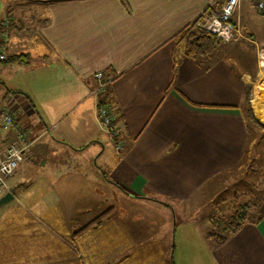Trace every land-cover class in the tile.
I'll use <instances>...</instances> for the list:
<instances>
[{"label": "crops", "instance_id": "0c3cea01", "mask_svg": "<svg viewBox=\"0 0 264 264\" xmlns=\"http://www.w3.org/2000/svg\"><path fill=\"white\" fill-rule=\"evenodd\" d=\"M14 1L0 0L4 60L21 61L0 60V111L29 143L7 185L20 224L47 238L40 246L33 239L32 256L49 264H264V140L250 151L264 129L253 111L245 116L260 67L241 59L259 49L244 29L250 3L242 1L237 18L251 42L190 59L174 36L223 0H46L45 20L32 28L16 19ZM100 105L119 150L99 124ZM14 143L0 122V157ZM239 205L247 218L214 247L206 238L213 222ZM186 241L191 249L178 245Z\"/></svg>", "mask_w": 264, "mask_h": 264}, {"label": "rangeland", "instance_id": "374dc122", "mask_svg": "<svg viewBox=\"0 0 264 264\" xmlns=\"http://www.w3.org/2000/svg\"><path fill=\"white\" fill-rule=\"evenodd\" d=\"M7 1H10V0H7ZM49 1H52V0H49ZM224 1L225 0H223L222 4L220 3L221 6L224 5L225 3ZM45 3H47L46 0H15L12 3L11 9L14 11L15 16H17L16 19L18 21H23L25 23L24 24L25 27L32 28V27L41 25L42 24L41 22L45 20L44 13H43ZM216 9L217 8H214V10ZM248 14L249 15L245 16L243 20L244 27H245L244 29L255 35L256 37L255 40L257 41L258 48L264 50V14L257 13L254 9L249 10ZM234 17H235V22L238 25V29H240L239 20L237 18V15ZM13 19L14 17H9L10 23H12ZM240 34H242L241 31H240ZM246 40L248 39L246 38ZM231 43L232 42H230V44ZM226 44L228 45L229 43H226ZM255 52H256L255 50H253V52L252 51L247 52L245 55L241 57V59L245 61L244 58H247V61L245 62L251 65L253 63L255 68L257 65L260 67L258 68L259 78H260L259 83H256L257 87L254 91L252 103L249 104V107H250L249 110L253 111L256 119L259 121L258 122L256 120L260 125V127H256V129L257 128L264 129V57H261L260 55L258 56V53H255ZM229 53H231V51ZM263 53L264 51L262 52V54ZM9 179H7L5 182L7 186V192L5 194L9 193V190H8L9 188L7 185V181ZM238 190L240 191L242 189L238 188ZM4 195L0 196V198L3 197ZM231 198L228 200V204H231V205L238 204L237 203L238 201L236 202V200L234 199L231 200ZM227 208H228V205L225 202L222 210L227 209ZM18 214H19V211L14 206V202L12 203L9 202L7 204L5 203L0 206V264H49L50 261L48 259L34 257L32 256L33 252L28 251L30 250V244H34L35 241H37V246H40V244H43L46 242L47 238L43 237V235H40L38 238H33L31 235H29L28 227H24L23 225L20 224L21 221H19V219H23V218H21ZM223 216L226 217V214L222 215V217ZM17 223H19V225ZM33 239L35 241H33ZM47 244L48 245L51 244V241H49ZM129 244L134 251L143 253V251L139 249L140 247H142V246H139V244L141 243H136V242L130 243L129 242ZM178 245L183 246L184 249L192 248V247L191 248L189 247L191 246V244L188 241H186L185 243L178 242ZM125 260L127 261V264H141V263L144 264V261L154 260V259L134 258V259H125ZM179 260L182 264L191 263V260L189 258H182V259L179 257L175 258V262H178ZM203 260L204 259H198V263L200 264V262H202ZM76 262L79 263V260Z\"/></svg>", "mask_w": 264, "mask_h": 264}, {"label": "built area", "instance_id": "2783aa9c", "mask_svg": "<svg viewBox=\"0 0 264 264\" xmlns=\"http://www.w3.org/2000/svg\"><path fill=\"white\" fill-rule=\"evenodd\" d=\"M243 0H225L220 8L203 12L196 17L194 22L196 28L214 36L221 43L236 42L246 40L247 37L240 34L235 17L240 9ZM257 13H264V0H247ZM8 22L5 20L0 23V60H4L7 46V34L4 29ZM248 39V38H247ZM249 41V39H248ZM257 49L258 56L263 52ZM96 77L100 79L101 75ZM97 117L100 126L108 134L110 140L114 143L115 149H120V143L117 141L118 133L113 122V117L109 108L105 105L98 106ZM0 122L9 126L16 136V144L10 145L0 157V196L7 192L6 180L13 176L18 165L22 161L24 150L28 147L27 135L15 125L11 115L5 111H0Z\"/></svg>", "mask_w": 264, "mask_h": 264}, {"label": "trees", "instance_id": "16d2710c", "mask_svg": "<svg viewBox=\"0 0 264 264\" xmlns=\"http://www.w3.org/2000/svg\"><path fill=\"white\" fill-rule=\"evenodd\" d=\"M214 8H208L205 12L213 11ZM264 14V13H263ZM174 41L177 45H180L184 49V56L190 59H197L200 56L210 55L212 52L217 50V47L220 46L221 42L198 28L194 26V22L185 26L180 32L174 36ZM20 59L16 58H7L4 62H12ZM21 59L19 60V62ZM245 116L247 119L252 120L250 110L247 108ZM254 122V121H253ZM255 125V122H254ZM264 135L260 136L259 139H254L251 146L252 150H257L258 145L263 142ZM248 209L246 205H239L234 207L232 213L229 214L227 219L224 220H215L213 222V231H210L207 235V239L214 246L218 247L222 245L231 235L238 231L243 221L247 218Z\"/></svg>", "mask_w": 264, "mask_h": 264}, {"label": "water", "instance_id": "95a60500", "mask_svg": "<svg viewBox=\"0 0 264 264\" xmlns=\"http://www.w3.org/2000/svg\"><path fill=\"white\" fill-rule=\"evenodd\" d=\"M12 200V195L10 193L5 194L3 197L0 198V205L5 204Z\"/></svg>", "mask_w": 264, "mask_h": 264}, {"label": "bare ground", "instance_id": "6f19581e", "mask_svg": "<svg viewBox=\"0 0 264 264\" xmlns=\"http://www.w3.org/2000/svg\"><path fill=\"white\" fill-rule=\"evenodd\" d=\"M260 56H261V54H260ZM262 57V56H261ZM263 59V58H262Z\"/></svg>", "mask_w": 264, "mask_h": 264}]
</instances>
